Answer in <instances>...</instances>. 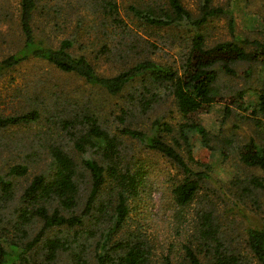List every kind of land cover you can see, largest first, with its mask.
I'll return each mask as SVG.
<instances>
[{
    "label": "rangeland",
    "instance_id": "374dc122",
    "mask_svg": "<svg viewBox=\"0 0 264 264\" xmlns=\"http://www.w3.org/2000/svg\"><path fill=\"white\" fill-rule=\"evenodd\" d=\"M153 1L37 0L32 19L34 32L37 38L53 46L68 37L72 40L71 51L84 53L101 74H113L144 57L179 68L195 31L203 33L208 44L231 39L228 30L230 17L235 20L238 35L264 38V0H212L213 6L223 7L226 11L210 16L200 26H191L185 21L174 26H155L139 19L130 9V4L143 6ZM182 3L191 17H198L202 0H182ZM19 5V0H0V58L15 51L23 42ZM248 64L251 63L241 61L234 66L243 69ZM263 85L264 66L252 63L249 76L228 75L220 71L214 92L228 94L246 88L245 100L252 103L256 99L252 88ZM130 91L134 92V88L127 86L122 93L111 95L75 73L62 71L41 59L23 61L0 76V114L20 113L31 108H37L40 113L35 121L0 126V173L7 174L13 164L27 167L24 174L7 175L13 182L14 196L3 201L0 232L4 233L6 226L8 239L15 241L20 234L21 227L17 230L12 225L17 221L19 211L16 208L26 184L35 174L41 173L47 178L52 175L54 146L72 154L80 175L79 188L83 192L88 189L89 173L82 159L86 156L103 157L93 146L88 145L84 151L75 148V138L81 135L78 131L81 125L75 127V119H80L83 113L96 112L102 121L106 120V126L115 131V126L119 125L117 115L121 108H128L125 123L150 130L154 118L166 120L172 131L162 133L167 140L173 139L180 114L164 87L157 89L158 94L147 109H143L135 97L138 91H135L134 98L129 96ZM146 97H151V92ZM256 117L250 109L233 105L226 114L224 105L215 103L202 114L211 148L201 143L200 135L188 132L190 145L183 148L184 156L191 155L189 163L194 167L202 166L200 162L207 163L212 179L183 209L186 220L181 224L175 217L169 193L171 183L181 176L177 168L167 157L146 148L139 140L120 136L126 154L133 156L135 162L139 160V164H144L147 172L141 195L130 198L128 225L143 232L153 244L156 257L169 253L174 257V263L180 261V242L191 232L197 211H211L223 238L235 249L247 251L244 227L260 224L264 216V187L253 179L257 177L264 182V172L241 161L238 149L249 137L264 148V122L258 123ZM101 143L104 145L103 141ZM40 224L41 220L35 217L24 223L26 235L22 241L33 236ZM65 229L63 233L68 243L65 248H60L53 264H77V253L86 259V264H96L94 240L84 233L85 236L75 242L74 231ZM27 254L41 259L33 248ZM250 263L256 264L254 261Z\"/></svg>",
    "mask_w": 264,
    "mask_h": 264
},
{
    "label": "trees",
    "instance_id": "16d2710c",
    "mask_svg": "<svg viewBox=\"0 0 264 264\" xmlns=\"http://www.w3.org/2000/svg\"><path fill=\"white\" fill-rule=\"evenodd\" d=\"M19 3L23 42L15 51L0 58V76L23 61L41 59L62 71L75 73L111 95L122 93L127 86L133 87L134 92L130 91L129 96L134 98L137 90L135 97L143 109L151 106V100L158 94L157 89L162 86L172 97L180 119L172 140H167L162 133L172 131L166 120L154 118L150 130L125 123L128 108H121L117 115L119 125L115 126V131H111L106 120L102 121L91 110L75 119V127L81 125L78 129L81 135L75 138V148L84 151L88 145L93 146L95 152H100L103 157L86 156L82 159L89 173L88 189L83 192L79 188L80 175L72 154L54 146L52 175L47 178L41 173L35 174L20 196L16 208L19 211L17 221L12 225L17 230L21 227L20 234L14 241L8 239L6 226L4 233L0 232V264H53L60 248H65L68 243L64 228L74 231L75 242L85 236L84 233L94 240L96 264H251L250 261L264 264V216L260 224L244 227L247 251L242 252L223 238L211 211L195 213L197 224L193 217L191 232L180 242L178 263H174V257L169 253L156 257L153 244L143 232L128 225L130 198L141 195L146 186L147 172L144 164H139V160L135 162L133 156L126 154L120 138L126 136L139 140L146 148L167 157L177 168L181 176L171 183L169 193L175 217L181 224L186 220L183 209L212 179L207 163L200 162L202 166L194 167L189 163L191 155L185 157L182 151L190 145L188 132L200 135L201 143L211 148L202 114L208 112L213 104L220 103L224 105L226 114L233 105L250 109V113L257 116L258 123L264 122V85L252 88L256 93L252 103L245 100L246 88H238L228 94L214 92L220 71L228 75L249 76L252 63L264 66V38L238 35L235 20L230 17L228 30L232 38L208 44L203 33L195 31L179 68L144 57L113 74H101L84 53L71 51L72 40L68 37L61 39L57 46L37 38L32 22L37 0H19ZM200 8L198 17L193 18L182 0H154L143 6L130 4V9L139 19L155 26H174L183 21L191 26H200L210 16L226 11L223 7L213 6L212 0H202ZM241 61L251 64L236 69L234 64ZM148 92H151V97H146ZM39 114L37 108L0 114V126L35 121ZM238 153L245 164L257 166L264 172V148L257 145L253 137L239 146ZM26 171L25 164H13L7 174L0 173V209L3 201L14 196L13 182L7 175H21ZM253 181L264 187V182L257 177ZM34 217L41 220L40 227L28 240L22 241L26 235L23 224ZM31 248L41 259L27 254ZM76 263L86 264V259L77 253Z\"/></svg>",
    "mask_w": 264,
    "mask_h": 264
}]
</instances>
